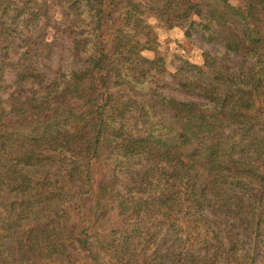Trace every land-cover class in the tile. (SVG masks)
<instances>
[{"label": "trees", "instance_id": "obj_1", "mask_svg": "<svg viewBox=\"0 0 264 264\" xmlns=\"http://www.w3.org/2000/svg\"><path fill=\"white\" fill-rule=\"evenodd\" d=\"M12 4L0 0V93L10 90L1 75L5 43L27 11ZM63 7L82 17L73 23L83 25L73 44L82 49L79 68L45 81L30 64L15 65L13 89L0 99V264H70L69 246L86 264H99L100 254L113 264H256L264 251V0H64ZM35 17L28 13L26 26ZM160 24L186 37L198 25L249 64L231 71L228 56L202 51L199 64L168 74L185 99L170 96L157 80L165 63L151 47L150 29ZM26 81L38 89H24ZM102 158L113 174L93 188ZM133 159L143 180L122 185L116 169ZM107 204L123 236L91 244L88 223L106 216ZM68 212L86 226L63 233ZM166 232L182 233L179 248L158 254L152 238Z\"/></svg>", "mask_w": 264, "mask_h": 264}, {"label": "rangeland", "instance_id": "obj_2", "mask_svg": "<svg viewBox=\"0 0 264 264\" xmlns=\"http://www.w3.org/2000/svg\"><path fill=\"white\" fill-rule=\"evenodd\" d=\"M64 0H12L10 10H27L26 13H34L36 20L33 21L30 26H26L27 14L23 13L15 21L13 27L14 31L11 32L10 38L5 43L7 46V63L3 68L2 80L4 87H10L9 91L0 93V99L6 101L8 94L12 91L13 80V68L15 65L25 68L30 64L34 73L41 78L51 80L54 73L74 70L79 68V61L82 58L80 51L82 49L78 46V52H74L73 44L81 41L83 37L79 36V32L83 31V25L76 27L73 23L78 22L81 18H76L74 12H71L67 7H63ZM232 4H235V0H230ZM9 16L15 15L12 11L8 13ZM4 20V17L0 18V22ZM199 22V19H194ZM147 23L155 27L157 25L152 19H147ZM73 24V25H72ZM29 25V24H28ZM151 28L150 32L154 36V40L151 42V47L159 57L163 58L165 63L166 74L164 77L157 79L158 85L163 87V90L167 91L170 96L178 99L182 98V93L175 91V87L172 84L171 78L168 74H173L184 62L191 64L200 63V55L202 51H209L212 53H218L220 55L228 56L225 61L226 65L231 71L244 72L248 66V62L244 61L240 56L236 55L232 51V47L226 44L223 40L217 39L213 34V37L207 38V34L202 33L201 28L197 25H193L192 30L188 31V36L183 35V28H171L166 30L161 27ZM87 30L89 28L87 27ZM4 34V33H3ZM6 35H3V38ZM1 40V39H0ZM81 43V42H80ZM86 48V47H85ZM26 53L27 56L24 55ZM2 54V53H1ZM146 58H152L154 55L152 52L143 53ZM24 56V57H23ZM31 60L32 63H29ZM23 88L38 89V85L32 84L31 81L23 83ZM26 96L27 94H23ZM112 161H106V159H100L93 170V188L95 184H100L103 181L111 177L112 173ZM117 175L119 181L123 185V182L132 180L134 182H141L143 180L144 166L140 161L136 159L131 160L129 163L118 167ZM152 173L148 174L150 177ZM134 190V189H133ZM75 199H70L74 202ZM115 205L107 204V215H96V220L92 224L89 221L87 235L91 244H94L98 238H107L108 240L118 239V234L123 236V233H119L118 223L115 218ZM262 214L264 215V207H262ZM66 217L68 221L65 223V227L61 230L63 233L71 234L75 228L77 230L84 228L86 225L75 219L74 212H68ZM66 229V231H64ZM259 239L264 240V228L261 227ZM240 233V231H237ZM58 233L52 234V242L58 237ZM235 234V233H233ZM182 238V233L178 232L172 236H168L167 232L162 237L161 233L153 236L152 240L158 242L157 253L162 254L170 249V247H176L178 250V240ZM242 239V235H238V239ZM57 243V241H56ZM173 244V245H172ZM172 245V246H171ZM42 246L43 243H42ZM173 247V248H174ZM248 247L247 244L243 245V248ZM67 256L70 258V264H86L83 257L86 255L82 251L71 250V246L67 248ZM73 251V252H72ZM170 252V251H168ZM167 252V254H168ZM262 252L257 257L256 264H263ZM133 255L130 251L124 253ZM261 256V258H260ZM99 264H113L115 260L108 256H99ZM120 258V255L117 259ZM23 263L25 262L22 259ZM55 264V263H52ZM136 264L137 261H136ZM167 264V261L165 262Z\"/></svg>", "mask_w": 264, "mask_h": 264}]
</instances>
